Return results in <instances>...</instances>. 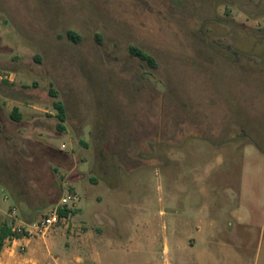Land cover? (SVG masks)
Segmentation results:
<instances>
[{"label":"rangeland","instance_id":"374dc122","mask_svg":"<svg viewBox=\"0 0 264 264\" xmlns=\"http://www.w3.org/2000/svg\"><path fill=\"white\" fill-rule=\"evenodd\" d=\"M0 76V225L75 193L57 228L110 238L95 264H264V0H0ZM185 223L215 224L217 258L178 248Z\"/></svg>","mask_w":264,"mask_h":264},{"label":"crops","instance_id":"0c3cea01","mask_svg":"<svg viewBox=\"0 0 264 264\" xmlns=\"http://www.w3.org/2000/svg\"><path fill=\"white\" fill-rule=\"evenodd\" d=\"M6 99L8 101L4 106H6L7 108L12 107V111L9 113V117L15 108L18 109V112L22 116V119L26 113H32V115L35 113L28 112L27 109L33 111L34 108L30 107L29 105H25L26 102L22 103L15 99ZM4 106L1 107L3 108ZM211 227V229L213 230V232L211 233H207L205 230L206 228L202 225L196 227L195 233H190L188 229L189 227L185 223L184 225L182 224L180 226L179 232L174 231L172 233V238L173 241H176V245L180 250H188L190 248L192 249L195 248L197 244H201L203 246V253L201 255L203 260H206L207 258L215 259L219 255L221 245L215 244V224H212ZM110 241L111 239L104 234L100 232H94L92 230L86 231L85 233L77 232L76 234H73L72 230V234H67V228H56L45 239L38 238L27 240L21 237L14 242L5 243V247L0 256V264H36L32 263V259L23 260L21 258L18 247L22 245L28 248L31 255L35 254L43 256L50 262V264H84V258H90L93 261L92 264H95L93 258L94 253L99 248V246L110 243ZM57 243H63L64 247H66L64 251L66 257L64 259H55L51 256V252H54V246ZM6 244H9L11 246L7 247ZM224 247H226L228 252H230V247L228 245H225ZM78 248L84 250L86 253L88 251L91 252V255H88L84 258L77 257ZM166 248V251H168V247Z\"/></svg>","mask_w":264,"mask_h":264},{"label":"built area","instance_id":"2783aa9c","mask_svg":"<svg viewBox=\"0 0 264 264\" xmlns=\"http://www.w3.org/2000/svg\"><path fill=\"white\" fill-rule=\"evenodd\" d=\"M0 79L1 76H0ZM8 197L5 198V201ZM80 198L75 193H67L64 195L60 201L58 208L53 210L51 213L43 216L40 220L33 224H26L25 222H19V225L15 224L13 226L12 232L15 234L13 237H10L6 240V243L14 242L18 239V235L21 237L31 240V239H45L47 238L59 225L65 224L70 217L62 216L60 211L68 212L72 211L74 207L77 206ZM3 215V211L0 209V218ZM8 217L13 218L16 221V212L11 210L7 213Z\"/></svg>","mask_w":264,"mask_h":264},{"label":"trees","instance_id":"16d2710c","mask_svg":"<svg viewBox=\"0 0 264 264\" xmlns=\"http://www.w3.org/2000/svg\"><path fill=\"white\" fill-rule=\"evenodd\" d=\"M67 37L71 41H73L74 43H79L81 40L80 36L73 31L67 32ZM130 53L132 56L146 62L150 67H152V68L157 67L155 59L151 55H149L148 53L144 52L143 50H141L137 47H131ZM49 93H50V96H52L53 98L58 97L57 92H55L52 89L50 90ZM53 105H54L55 110L57 111V118L59 120L58 128L61 130H64L63 124L66 122V119H67L65 105L60 100L55 101ZM10 118L15 122H20L22 119V116L19 114L18 109L15 108L13 110V112L11 113ZM72 213H73V211H71V210L68 211L67 213L60 211V214L62 216H68V215H71ZM13 226H14V224L9 225L6 223L0 225V256H1V253L3 252L4 247H5L6 240L15 235L12 232ZM17 237L21 238V236H17Z\"/></svg>","mask_w":264,"mask_h":264}]
</instances>
